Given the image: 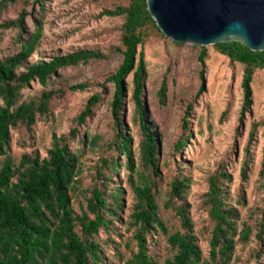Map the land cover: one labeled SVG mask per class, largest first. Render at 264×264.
<instances>
[{
	"label": "trees",
	"instance_id": "1",
	"mask_svg": "<svg viewBox=\"0 0 264 264\" xmlns=\"http://www.w3.org/2000/svg\"><path fill=\"white\" fill-rule=\"evenodd\" d=\"M16 1L0 0V34L16 29L18 44L13 54L0 58V264H231L235 253L244 251L253 238L257 245L264 244V206L260 210L262 218L256 225L244 222L239 228L238 214L227 203L225 183L229 177L225 172L209 177L208 190L202 197L207 219V255L202 252L190 214L187 191L191 179L183 164H176V171L169 177L165 190H160V139L145 110L146 70L143 55L137 49L143 43L144 30L149 27L162 38H167L151 19L146 0H126L125 5L116 4L102 11L101 16L123 18L118 47L84 49L50 60L41 58L35 63H30L29 59L39 47L42 24L38 23L33 32L27 31L24 13L17 19L1 21L3 11ZM37 1L42 3L44 0ZM213 47L230 64L242 67L241 120L251 104L254 74L264 71V51L252 52L238 42ZM198 49L197 60L201 68L198 93H201L207 52L204 47ZM115 53L121 55V63L107 79L113 84L110 104L113 134L102 145L92 141L105 173L95 168L102 183L91 190L81 191L85 203L78 214L72 200L81 188L80 152H73L68 143L75 139L78 127L92 115V108L101 101L100 96L94 94L86 101L83 110L73 120L75 127L67 135H52L45 157L33 151L15 159L10 152L11 131L23 128L31 132L39 118L48 116L55 99L62 100L69 92H84L92 87V82L52 83L61 69L87 65L91 61H106ZM129 74L132 75L128 99L132 105L130 119L140 133L136 155L124 121L125 78ZM31 83H37L41 90L24 99V90ZM166 91V84L162 81L157 92L161 104ZM87 137L81 139L84 144ZM190 138V122L185 115L172 147L173 157L181 154ZM112 149L117 155L105 160L104 154ZM119 156L125 159L127 174L124 180L131 198L126 216L121 214L125 189L112 180V173L120 167ZM241 174L244 178L245 166ZM260 176L263 177L264 190V159ZM166 214L173 216L178 224L168 222ZM116 224L124 227V233L130 235L124 245L130 251L127 258L112 238V234L120 239L125 235L119 233ZM100 231L105 233L101 241ZM158 236L165 239L168 250V256L162 262L158 261V255L149 253L152 240ZM261 252L258 248L252 259L259 260Z\"/></svg>",
	"mask_w": 264,
	"mask_h": 264
},
{
	"label": "rangeland",
	"instance_id": "2",
	"mask_svg": "<svg viewBox=\"0 0 264 264\" xmlns=\"http://www.w3.org/2000/svg\"><path fill=\"white\" fill-rule=\"evenodd\" d=\"M125 2L126 0H44L40 3L37 0H17L3 11L1 21L17 19L24 13L27 31L33 32L38 23L42 24L39 47L29 59L30 63H35L41 58L50 60L54 56L84 49L109 50L111 47H118L123 18L101 16V13L116 4L125 5ZM16 36V29L0 34V58L17 50ZM198 48L190 44L177 47L149 27L144 30L143 43L138 46L137 52L142 53L146 70L143 92L145 110L160 139V190H165L169 177L176 171V164H183L187 169L185 173L191 179L187 191L190 214L202 252L207 255V219L202 197L208 190L207 180L210 176L221 172L228 175L229 181L225 183L227 203L238 214L239 228L244 222L254 226L262 218L260 210L264 206V190L260 171L264 159V71L255 72L251 83V104L239 120L242 67L230 64L213 46L204 47L207 52L205 83L203 91L198 93L201 85ZM121 59V55L115 53L106 61H91L87 65L61 69L52 83L92 82V87L84 92H69L62 100L55 99L49 108L48 116L39 118L31 132L23 128L11 131L10 152L15 159L21 154L33 151L45 157L52 135H67L70 129L75 127L73 120L83 110L86 101L94 94L100 96L101 101L92 108V115L78 127L75 139L68 143L73 152H80L81 188L72 200L78 214L85 203L81 191L91 190L102 183L95 168L98 167L105 173L103 165L99 162L100 154L96 147H92V141L96 140V145H102L113 134L110 109L113 84L107 79L117 70ZM131 78V74L125 78L127 98L123 109L124 121L128 134L132 137V148L136 155L140 133L138 126L133 125L130 119L132 105L128 99ZM162 81L167 88L163 104L159 103L157 97ZM40 90L41 87L37 83H31L29 88L24 90L23 98H31ZM185 115L190 122L191 138L181 154L173 157L172 147L179 135L181 119ZM86 136L88 137L84 144L81 139ZM116 155L117 152L112 149L103 157L107 160ZM124 160V157L119 156L120 167L112 173V180L115 185L125 189L121 214L126 216L131 198L124 180L127 174ZM244 166L246 174L243 178L241 172ZM166 218L171 224H178L173 216L166 214ZM116 226L119 233L125 235L120 239L112 234V238L127 258L130 251L126 250L124 245L130 235L124 233V227L118 224ZM104 238L105 233L100 231L99 240ZM152 241L149 253L158 255V261L162 262L168 256L165 239L158 236ZM258 248L262 251L260 259H252L251 256ZM135 250L133 248V251ZM231 264H264V244L257 245L253 238L244 251L235 253Z\"/></svg>",
	"mask_w": 264,
	"mask_h": 264
},
{
	"label": "water",
	"instance_id": "3",
	"mask_svg": "<svg viewBox=\"0 0 264 264\" xmlns=\"http://www.w3.org/2000/svg\"><path fill=\"white\" fill-rule=\"evenodd\" d=\"M159 32L197 47L238 42L264 51V0H146Z\"/></svg>",
	"mask_w": 264,
	"mask_h": 264
}]
</instances>
